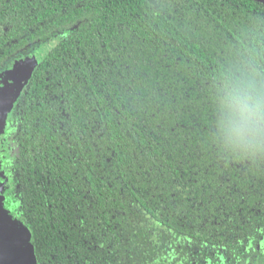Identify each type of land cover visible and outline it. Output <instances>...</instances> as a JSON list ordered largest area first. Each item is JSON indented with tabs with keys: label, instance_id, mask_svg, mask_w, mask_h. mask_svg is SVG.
Wrapping results in <instances>:
<instances>
[{
	"label": "trees",
	"instance_id": "obj_1",
	"mask_svg": "<svg viewBox=\"0 0 264 264\" xmlns=\"http://www.w3.org/2000/svg\"><path fill=\"white\" fill-rule=\"evenodd\" d=\"M28 52L6 206L37 264H264V150L219 124L264 88V3L0 0V69Z\"/></svg>",
	"mask_w": 264,
	"mask_h": 264
},
{
	"label": "water",
	"instance_id": "obj_2",
	"mask_svg": "<svg viewBox=\"0 0 264 264\" xmlns=\"http://www.w3.org/2000/svg\"><path fill=\"white\" fill-rule=\"evenodd\" d=\"M258 1L264 3V0ZM34 55L39 56V53H35ZM28 58H25V60ZM21 63L23 64L22 67L16 62L13 64L12 70L15 69L18 73L16 77L14 72L9 73L10 71L5 72L3 75L4 80L13 79V83L4 82L3 78L0 79V135L5 132L7 111L11 108L15 98L22 89L24 85L23 81H27L32 71L31 69L27 73L28 67L24 63V60ZM1 186H3L2 183H0ZM2 194V191H0V217H3L14 227L6 228L3 236L0 237V264H37L31 243L30 230L9 211V207L5 205V196Z\"/></svg>",
	"mask_w": 264,
	"mask_h": 264
},
{
	"label": "clouds",
	"instance_id": "obj_3",
	"mask_svg": "<svg viewBox=\"0 0 264 264\" xmlns=\"http://www.w3.org/2000/svg\"><path fill=\"white\" fill-rule=\"evenodd\" d=\"M219 124L228 140L264 150V88L238 84L221 99Z\"/></svg>",
	"mask_w": 264,
	"mask_h": 264
},
{
	"label": "flooded vegetation",
	"instance_id": "obj_4",
	"mask_svg": "<svg viewBox=\"0 0 264 264\" xmlns=\"http://www.w3.org/2000/svg\"><path fill=\"white\" fill-rule=\"evenodd\" d=\"M255 1H258V0H255ZM258 2H261V1H258ZM20 58H23V57H20ZM13 62L14 61L12 60L11 63L7 66V68L11 67V64H13ZM4 69H2V70H4ZM23 90H24V88L22 89L21 92H23ZM7 120H8V118H7ZM5 122H6V120H5ZM7 124H8V122H7ZM7 124L5 123V132L2 134V136L6 137L7 144L4 143L5 140L0 139V153L2 152L1 153L2 156L0 157V161H1L0 169L4 172L5 175L8 174V172L6 171L8 169L5 166V163H6L5 159H7V157L10 155V152L12 151V145L11 144H12V138H13L11 134H7V127H8ZM0 183H3V187H4L3 188V194L5 195V205H6L7 200L9 198L8 194L14 192V190H13L14 189L13 178L10 181L8 180V182H6V183H5L4 179L0 178ZM13 214H14V216H16L19 219L18 214L14 210H13Z\"/></svg>",
	"mask_w": 264,
	"mask_h": 264
},
{
	"label": "rangeland",
	"instance_id": "obj_5",
	"mask_svg": "<svg viewBox=\"0 0 264 264\" xmlns=\"http://www.w3.org/2000/svg\"><path fill=\"white\" fill-rule=\"evenodd\" d=\"M46 47L47 46H44V48H45V50H46ZM44 50V51H45ZM38 53V52H37ZM42 54H44V52L42 53ZM42 54L41 55H39V56H36V55H33L32 56V53H30V52H28L27 54H26V56H21V57H25V58H28V57H30V58H28V59H26V60H24V63L27 65V67H28V70H27V73H29L30 71H31V69L33 68V66L34 65H36V63L40 60V58H41V56H42ZM32 56V57H31ZM23 60H19V61H17L16 63L17 64H20L21 65V67L23 66V64L21 63ZM13 64H14V62H13ZM13 64H11V67H9V68H7V66H6V68L4 69V70H2V69H0V79H2L3 78V75H4V73L5 72H9V73H11V72H14V74H15V77L17 76V70H12L13 69ZM3 80H4V78H3ZM9 82V83H13V79H11V80H4V82ZM17 83H18V81H17ZM25 83V81H23V84ZM18 96V95H17ZM16 99H17V97L15 98V100L14 101H16ZM14 124H15V122H14ZM2 136V135H1ZM0 136V137H1ZM0 139H3V140H5V144H7V142H6V137H4V136H2ZM2 153V152H1ZM1 153H0V157L2 156L1 155ZM2 159V158H1ZM11 159V157H10V155L7 157V159H5L6 160V162L8 161V160H10ZM4 160V159H3ZM2 160V161H3ZM0 164H1V161H0ZM7 172H8V174H4V172L0 169V174H1V177L0 178H2V179H4V181H5V183L6 182H8V180L10 181L12 178H13V173L12 172H10V171H8V170H6ZM3 184V183H2ZM3 186H1L0 187V191H2V193H3ZM3 196H5L4 194H2ZM9 207V206H8ZM9 209V211H11V213H13V209L12 208H8ZM14 215V214H13Z\"/></svg>",
	"mask_w": 264,
	"mask_h": 264
},
{
	"label": "snow or ice",
	"instance_id": "obj_6",
	"mask_svg": "<svg viewBox=\"0 0 264 264\" xmlns=\"http://www.w3.org/2000/svg\"><path fill=\"white\" fill-rule=\"evenodd\" d=\"M8 227H14V225H10L8 221H6L3 217H0V237L3 236L5 229Z\"/></svg>",
	"mask_w": 264,
	"mask_h": 264
}]
</instances>
